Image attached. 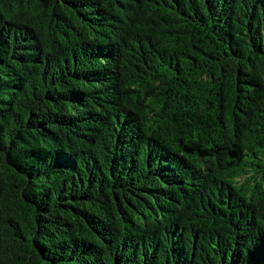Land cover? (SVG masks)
Returning <instances> with one entry per match:
<instances>
[{"label": "trees", "instance_id": "16d2710c", "mask_svg": "<svg viewBox=\"0 0 264 264\" xmlns=\"http://www.w3.org/2000/svg\"><path fill=\"white\" fill-rule=\"evenodd\" d=\"M0 264H264V0H0Z\"/></svg>", "mask_w": 264, "mask_h": 264}]
</instances>
